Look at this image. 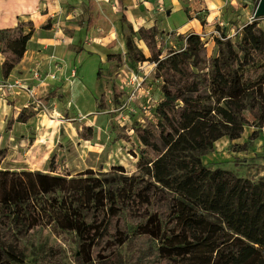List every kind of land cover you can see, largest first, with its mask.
Masks as SVG:
<instances>
[{
    "label": "trees",
    "instance_id": "trees-1",
    "mask_svg": "<svg viewBox=\"0 0 264 264\" xmlns=\"http://www.w3.org/2000/svg\"><path fill=\"white\" fill-rule=\"evenodd\" d=\"M97 19L90 3L88 30ZM31 35L22 24L0 30L3 77ZM178 38L181 50L156 59L161 98L155 122L136 129L137 175L2 170L0 148V264H25L14 230L41 227L75 235V264H122L128 242L142 247L133 264H264V180L203 161L220 139L241 138L249 111L264 123V30L247 25L236 41L221 33L210 58L200 35Z\"/></svg>",
    "mask_w": 264,
    "mask_h": 264
},
{
    "label": "rangeland",
    "instance_id": "rangeland-1",
    "mask_svg": "<svg viewBox=\"0 0 264 264\" xmlns=\"http://www.w3.org/2000/svg\"><path fill=\"white\" fill-rule=\"evenodd\" d=\"M259 2L249 0L245 18L231 20L232 28L221 26L215 35L201 36L208 58L218 55L214 39L221 33L236 41V35L247 25L256 23L264 30V16H255ZM181 22L172 16L162 17L160 24L151 29L135 31L128 27L122 50L112 51L108 61L102 54H91L86 48L80 60H71L74 64L71 83H60L58 72L63 67H55V71L47 73L56 76L55 81L51 79L53 90H48L49 93L36 90V98L42 105L31 100L30 106H35V110L22 112L18 117V122L24 124L11 119L4 122L5 114L12 118L20 104L5 108L0 98V148L7 150L1 169L72 178L87 170L99 176L114 175L112 171L122 167L125 175H137L143 146L136 129L149 128L155 122V108L161 98L162 81L156 75V59L165 58L172 50H181L180 38L174 40V35L167 38V33L176 30ZM76 40L73 45L83 46L85 39L81 43ZM136 77L141 88L136 99L131 100L136 87L131 81ZM0 97L5 96L0 94ZM257 114L258 110L246 114L249 124L241 138L224 137L214 144L203 157L208 168H222L238 177L264 180V123L258 122ZM14 123L11 130L16 141L11 142L9 127ZM135 222V219L127 221L128 225ZM20 231L21 228H15L11 233L25 251V264H75L77 241L73 233L52 227ZM141 248L138 243H126L119 250L122 264H133Z\"/></svg>",
    "mask_w": 264,
    "mask_h": 264
},
{
    "label": "crops",
    "instance_id": "crops-1",
    "mask_svg": "<svg viewBox=\"0 0 264 264\" xmlns=\"http://www.w3.org/2000/svg\"><path fill=\"white\" fill-rule=\"evenodd\" d=\"M90 3L95 7L98 19L95 27L88 30ZM248 8L249 0H0V30L22 24L27 33L32 32L26 53L7 78L1 73L5 56L0 53V82L18 81L35 91L49 93L52 77L56 80L55 74H47L49 71L63 67L58 72V81L71 83L74 79L73 58L80 60L89 48L91 54H102V58L108 61L112 51L122 50L124 32L128 27L135 31L151 29L160 24L162 17L175 16L182 22L176 30L167 33V38L174 35L175 40V37L189 34L203 37L215 35L218 26L232 28L231 20L245 18ZM48 22L51 26L44 28ZM76 39L79 43L85 39L83 46L73 45ZM36 69L42 72L43 86L32 78ZM0 94L5 96L4 99L0 97L5 108L20 104L13 111L12 118L5 114V123L10 119L18 122L22 112L35 110L24 90L8 93L0 90ZM14 127L15 123L9 127L11 142L16 141L11 130Z\"/></svg>",
    "mask_w": 264,
    "mask_h": 264
},
{
    "label": "built area",
    "instance_id": "built-area-1",
    "mask_svg": "<svg viewBox=\"0 0 264 264\" xmlns=\"http://www.w3.org/2000/svg\"><path fill=\"white\" fill-rule=\"evenodd\" d=\"M258 1H260V0H258ZM41 74H42V72L40 70H35V71H33V74H32V78L37 82L38 85L42 84V77H41L42 75ZM131 83L136 86L132 92V95H131V100H135L137 93L139 92V90L141 88V82H139V79L136 77L133 81H131ZM19 89L24 90L29 95L30 100L37 103V105H39V106L42 105V101H40L39 99L36 98V91L34 89H31L29 87H25L21 83H19L18 81H14V82L7 81V82L0 84V90L7 92V93L15 91V90H19Z\"/></svg>",
    "mask_w": 264,
    "mask_h": 264
},
{
    "label": "water",
    "instance_id": "water-1",
    "mask_svg": "<svg viewBox=\"0 0 264 264\" xmlns=\"http://www.w3.org/2000/svg\"><path fill=\"white\" fill-rule=\"evenodd\" d=\"M255 16L256 17L264 16V0H260L256 9Z\"/></svg>",
    "mask_w": 264,
    "mask_h": 264
}]
</instances>
